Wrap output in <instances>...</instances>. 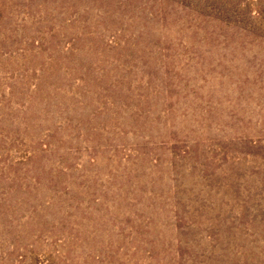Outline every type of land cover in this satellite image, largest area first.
Here are the masks:
<instances>
[{
  "label": "rangeland",
  "instance_id": "rangeland-1",
  "mask_svg": "<svg viewBox=\"0 0 264 264\" xmlns=\"http://www.w3.org/2000/svg\"><path fill=\"white\" fill-rule=\"evenodd\" d=\"M0 264H264V0H0Z\"/></svg>",
  "mask_w": 264,
  "mask_h": 264
}]
</instances>
